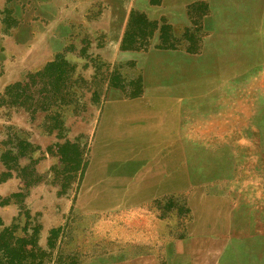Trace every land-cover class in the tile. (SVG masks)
I'll list each match as a JSON object with an SVG mask.
<instances>
[{
    "label": "rangeland",
    "instance_id": "374dc122",
    "mask_svg": "<svg viewBox=\"0 0 264 264\" xmlns=\"http://www.w3.org/2000/svg\"><path fill=\"white\" fill-rule=\"evenodd\" d=\"M132 11L157 27L124 51ZM61 55L54 96L10 104ZM0 181L21 264H192V240L196 264H244L214 216L264 237V0H0Z\"/></svg>",
    "mask_w": 264,
    "mask_h": 264
},
{
    "label": "trees",
    "instance_id": "16d2710c",
    "mask_svg": "<svg viewBox=\"0 0 264 264\" xmlns=\"http://www.w3.org/2000/svg\"><path fill=\"white\" fill-rule=\"evenodd\" d=\"M156 27H157L156 22H149L144 14L132 11L128 18L126 30L121 41L120 49L124 51L140 50L143 46L146 45V40L152 37L154 31L156 30ZM165 27L166 26H164V28ZM162 31L163 28L162 30H160V34H162ZM68 66L69 64L63 59L62 55L57 56L55 60L47 64L44 70L42 71V73L39 74L44 77H40L36 82H34L33 80L34 77H32L29 79V81L15 85L14 87L11 88L13 92L8 93L9 95L7 96L8 98H10L11 101L10 104L17 106L20 105L22 108L24 105L29 103V101H32L33 104L34 93L31 91L32 89L31 86L36 84L41 85L40 90L46 91L47 89H49V91H47L49 96H50V92H53V96H54L55 92H58L62 84L65 83L63 77H65L67 74L66 68H68ZM46 101L48 102V100H45L44 97L39 96L34 103L37 102L38 104H41L42 102L49 105ZM59 101L62 105L66 103V100L64 98H60ZM54 103L55 101L51 105H54ZM32 104L31 106L34 107L33 106L34 104L33 105ZM56 146L60 149L70 148V144L67 142H65L62 145L58 144ZM22 153L23 152L20 149L17 150L16 154H13L11 151L5 152L1 156L2 164L5 167H7L6 168L7 170L10 171L12 168L9 167V164L13 163L15 165L17 159L20 156H22ZM7 174H2L1 176L5 177L7 176ZM1 225L2 224L0 221V227ZM12 230L14 229L2 228L0 231V255H1V260H3L0 264H21V262L25 260V258L27 257L25 256L26 251L22 246L24 245L23 242L25 241L23 239L16 238ZM32 237L34 240V235ZM34 247L35 244L33 243L31 248L34 249ZM31 251L32 250H30V252Z\"/></svg>",
    "mask_w": 264,
    "mask_h": 264
},
{
    "label": "crops",
    "instance_id": "0c3cea01",
    "mask_svg": "<svg viewBox=\"0 0 264 264\" xmlns=\"http://www.w3.org/2000/svg\"><path fill=\"white\" fill-rule=\"evenodd\" d=\"M214 218L217 222H222L221 226L223 227L222 231L216 232V234L229 236L233 230L243 231L242 233L246 234L242 240H236L239 244V252L242 251L246 259L244 264H261V259L264 257V237H262L261 230L257 226L255 227V219L252 214H215ZM212 233L213 231L208 232V234ZM190 245L192 246V264H196L193 240ZM225 249L230 250V246H225Z\"/></svg>",
    "mask_w": 264,
    "mask_h": 264
}]
</instances>
